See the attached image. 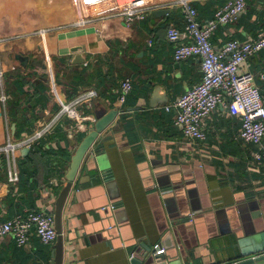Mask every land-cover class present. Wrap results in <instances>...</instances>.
<instances>
[{
	"label": "crops",
	"instance_id": "crops-1",
	"mask_svg": "<svg viewBox=\"0 0 264 264\" xmlns=\"http://www.w3.org/2000/svg\"><path fill=\"white\" fill-rule=\"evenodd\" d=\"M129 1L0 0V147L21 144L51 123L29 148L0 151V222L52 212L70 156L93 128L94 107L115 109L116 118L90 147L66 199L61 264H131L132 251L163 244L172 224L181 221L175 236L186 257L166 249L178 255L174 264H222L229 236L221 231L242 233L232 230L240 226L239 211L248 215L257 206L264 216V159L257 163L253 157L264 154V140L243 142L240 119L223 105L203 121L204 140L184 136L174 122L176 110L166 107L201 80V68L196 57L174 61L166 38L169 27L183 28L181 0H132L144 14L126 25L121 11ZM225 1L186 0L200 25ZM263 29L264 0H247L237 20L218 26L210 41L220 51L227 41H251ZM74 47L81 48L82 62H75ZM263 65L261 50L238 72L254 76L264 103ZM51 77L64 104L95 92L74 106L75 120L59 115ZM126 77L132 90L121 112L116 100ZM155 88L160 91L153 108ZM9 174L16 180L9 181ZM191 200L200 211L191 210ZM102 206L114 208L102 212ZM54 243L43 244L31 233L18 247L4 236L0 264H53Z\"/></svg>",
	"mask_w": 264,
	"mask_h": 264
},
{
	"label": "built area",
	"instance_id": "built-area-1",
	"mask_svg": "<svg viewBox=\"0 0 264 264\" xmlns=\"http://www.w3.org/2000/svg\"><path fill=\"white\" fill-rule=\"evenodd\" d=\"M246 3L247 0H226L211 20L205 25H200L197 21L196 10L186 0H181L179 4L184 12L183 28L169 27L166 31V38L173 46L174 61L178 62L191 57H196L200 61L201 80L166 107V110L171 108L176 110L174 122L182 128L184 136L188 139L204 140L203 121L218 105H223L231 116L240 119L239 136L243 142L259 145L263 140L264 103L262 97L254 84V76L249 72L239 73L238 69L240 64L249 57L264 50V29L251 41L240 42L231 39L220 51H215L210 41L212 33L218 26L231 24L237 20L245 10ZM143 14L144 12L139 10L132 0L125 3L121 11L126 25L130 24L134 18H143ZM260 77L264 78V65ZM51 79L52 91L61 106L59 115L66 114L75 120L78 113L74 106L83 100L94 98L95 92L89 91L69 104H64L60 100L52 77ZM131 90V80L126 77L120 82L118 89L116 101L120 106L119 111L123 112L126 97ZM50 126L51 123L21 144L7 142L0 147V151L6 154L13 153L16 145L29 148L33 140L40 138ZM253 157L257 163H261L264 154L254 152ZM8 177L9 181L16 180L14 174H9ZM31 233L43 244L54 243L57 234L53 227V213L47 210H37L0 222V239L11 235L18 247L28 243ZM163 251L160 247L157 253Z\"/></svg>",
	"mask_w": 264,
	"mask_h": 264
},
{
	"label": "water",
	"instance_id": "water-1",
	"mask_svg": "<svg viewBox=\"0 0 264 264\" xmlns=\"http://www.w3.org/2000/svg\"><path fill=\"white\" fill-rule=\"evenodd\" d=\"M167 11H156L154 14H164ZM81 51L80 47L72 48L71 52L75 54V62H82V58L79 55ZM25 60V58H24ZM23 60H21L22 62ZM44 67L48 69L47 64ZM159 88H155L152 91L150 106L155 107L157 104V99L159 98L158 92ZM140 107H127V111L138 110ZM118 110L112 109L106 111L104 108L94 107V117L95 121L93 123L92 130L86 134L82 140L79 142L75 148L73 154L70 156L68 162V169L64 175L65 185L58 192L57 197L53 203V227L57 234L54 251H53V264H61L63 258V234H62V211L68 197L69 191L71 189L72 183L76 177L78 169L89 151L90 147L96 140L97 136L102 133L116 118ZM14 131V126L12 127V132ZM264 140V136H263ZM26 151V150H23ZM164 195L167 191L163 192ZM163 195V197H164ZM191 210L193 212L200 211L201 208L197 201L191 200ZM114 208V206H102L99 208L100 211L104 212L107 209ZM240 212L241 223L239 227H234L232 230L242 229V233L237 234V232H230V229L226 227L221 234L229 236V239H225L222 247L227 251V259L222 264H264V216L262 217L261 212L257 206L250 209L248 215H243ZM207 215L211 216V212H206ZM217 215V213H216ZM217 219H219L217 215ZM181 221L179 223L172 224V230L169 231L164 237L163 244H157V247L150 248L144 244L141 245L142 251L131 253V264H174L176 260L178 261V255L171 256L166 253V249L176 250L179 252L181 257H186L185 250L186 247L180 243V239L175 236V230L183 224ZM225 224V223H224ZM110 229V227H108ZM174 240H173V238ZM163 248V252L157 253V251ZM190 249V248H189ZM221 264V263H220Z\"/></svg>",
	"mask_w": 264,
	"mask_h": 264
},
{
	"label": "trees",
	"instance_id": "trees-1",
	"mask_svg": "<svg viewBox=\"0 0 264 264\" xmlns=\"http://www.w3.org/2000/svg\"><path fill=\"white\" fill-rule=\"evenodd\" d=\"M125 105H127V97H126V101H125V103H124V107H125Z\"/></svg>",
	"mask_w": 264,
	"mask_h": 264
}]
</instances>
